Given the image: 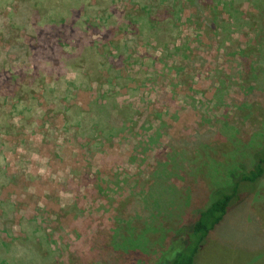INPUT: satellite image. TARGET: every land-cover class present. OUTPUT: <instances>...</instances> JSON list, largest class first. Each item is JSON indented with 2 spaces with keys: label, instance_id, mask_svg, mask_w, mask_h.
Returning <instances> with one entry per match:
<instances>
[{
  "label": "rangeland",
  "instance_id": "rangeland-1",
  "mask_svg": "<svg viewBox=\"0 0 264 264\" xmlns=\"http://www.w3.org/2000/svg\"><path fill=\"white\" fill-rule=\"evenodd\" d=\"M170 1L0 0V264H157L264 146V0ZM196 260L264 264V178Z\"/></svg>",
  "mask_w": 264,
  "mask_h": 264
},
{
  "label": "trees",
  "instance_id": "trees-1",
  "mask_svg": "<svg viewBox=\"0 0 264 264\" xmlns=\"http://www.w3.org/2000/svg\"><path fill=\"white\" fill-rule=\"evenodd\" d=\"M161 2L166 4L163 11L170 12V8L172 11L174 5H171L170 0ZM100 20L104 21V18L101 17ZM229 177L227 184L211 191L209 203L196 211L191 222H184L170 235L169 247L157 264H195L208 235L222 223L231 209L254 192L264 178V146L253 154V162L249 168L240 164L239 170L230 173Z\"/></svg>",
  "mask_w": 264,
  "mask_h": 264
},
{
  "label": "crops",
  "instance_id": "crops-1",
  "mask_svg": "<svg viewBox=\"0 0 264 264\" xmlns=\"http://www.w3.org/2000/svg\"><path fill=\"white\" fill-rule=\"evenodd\" d=\"M197 261V260H196ZM196 261H195V263H196Z\"/></svg>",
  "mask_w": 264,
  "mask_h": 264
}]
</instances>
